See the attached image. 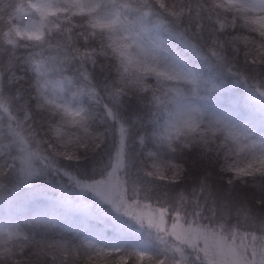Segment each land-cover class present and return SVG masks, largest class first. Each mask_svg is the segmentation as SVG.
Segmentation results:
<instances>
[{
	"label": "snow or ice",
	"instance_id": "snow-or-ice-1",
	"mask_svg": "<svg viewBox=\"0 0 264 264\" xmlns=\"http://www.w3.org/2000/svg\"><path fill=\"white\" fill-rule=\"evenodd\" d=\"M81 255L264 264V0H0V264Z\"/></svg>",
	"mask_w": 264,
	"mask_h": 264
},
{
	"label": "trees",
	"instance_id": "trees-1",
	"mask_svg": "<svg viewBox=\"0 0 264 264\" xmlns=\"http://www.w3.org/2000/svg\"><path fill=\"white\" fill-rule=\"evenodd\" d=\"M102 227V225H99ZM109 235H111V231L109 230ZM70 259H75L76 264H87V257L86 256H76L74 258L70 257Z\"/></svg>",
	"mask_w": 264,
	"mask_h": 264
}]
</instances>
